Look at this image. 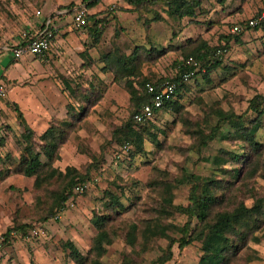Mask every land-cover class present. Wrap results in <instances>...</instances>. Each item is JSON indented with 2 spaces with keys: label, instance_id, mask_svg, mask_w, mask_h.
Listing matches in <instances>:
<instances>
[{
  "label": "rangeland",
  "instance_id": "1",
  "mask_svg": "<svg viewBox=\"0 0 264 264\" xmlns=\"http://www.w3.org/2000/svg\"><path fill=\"white\" fill-rule=\"evenodd\" d=\"M199 1L202 10L196 11L194 18L171 19L166 17L164 6L159 2L146 6L149 10H144L129 5L125 8L122 0H112L95 13L103 19V23L98 42L93 47L83 49L82 55L68 54L62 59L59 55L41 61L40 58L31 57L28 60V75L22 71V59L14 60L9 52L0 56V72L6 70L5 73L16 82L12 91L7 92L8 87L5 86V98L8 100L0 105V233L14 224L27 225L24 230L16 231V236L3 246L0 264H74L61 244L69 241L79 253L85 254L95 233L93 214L105 209L106 191L118 196L125 210L118 213L110 224L116 236L106 247L101 263L158 264L157 260L165 256V238H154L141 254L140 246L128 245L124 236L131 223L140 229L142 220L154 216L153 209L162 196L161 187L159 183L150 187L148 182H172L173 178L183 173L225 180L235 178L230 171L234 166L232 163L216 167L210 158L219 155L220 150L249 153L247 148H242L241 142L230 137L223 140L215 137L196 151L193 148L194 139L187 131L201 126L203 133H207L209 127L217 126L220 132H229L230 135L232 128L218 121L211 112L214 108L244 114V122L252 118V113L245 112L247 101L257 93H264V30L232 33L230 27L234 22L221 21L219 12L212 10L210 0ZM86 2L0 0V47L22 36H29L36 17L40 16L36 12L41 11L42 7L45 9L43 4L47 3L49 9L65 10L72 21V13L82 5L85 8ZM263 5L264 2L260 6ZM52 11L49 13L46 10L45 16L52 18ZM120 12H129L132 18L119 17L117 13ZM153 12L161 20L152 21L156 24L150 22L145 27L144 20L151 19ZM51 28L55 36L58 29L54 26ZM166 29L167 34L163 33ZM188 39L195 41L194 44L204 42L208 47L225 44L227 48L220 65L209 73V81L199 78L188 81L181 94L182 109L179 114L170 110L158 113L153 122L154 128H151L155 140L150 142L146 137L142 152L132 154L133 148H130L129 154L127 150L120 152L119 147L111 141V131L128 115V95L123 87L124 80H114L113 72L105 68L101 56L112 50H118V56H127L134 46L138 47L134 61L137 74L132 80L136 85L141 77L154 80L174 75L175 62L182 58V51L190 48L186 42ZM149 47L163 50V54L155 57L153 53L146 54L142 50ZM59 59L66 70L57 66ZM41 69L44 73H40ZM13 98L14 102L11 101ZM14 103L32 131L34 144L38 143V135L54 120L69 117L67 113L70 107L80 114L58 149L53 166L61 171L66 166H72L80 173L87 172L86 187L81 193L74 192L63 208L45 221L39 219L48 205L44 189L33 188L32 178L19 174L3 176L5 169L11 167L10 160L19 156L23 145V128L14 111ZM255 135L264 148L262 130H257ZM34 147L37 148L36 145ZM263 156L264 149L258 154L249 155V165H245L247 168L256 167L254 176L245 181L253 193L261 196H264ZM238 180L233 182L238 184ZM55 186L53 184L47 189H54ZM187 188L188 185L184 184L172 190L173 204L187 203ZM250 202L249 199L245 201L247 205ZM185 221L184 215L172 213L164 223L181 226ZM34 226L39 227L43 235L30 234V228ZM167 234L178 237L173 232L168 231ZM252 235L261 242L258 248H255L256 240L249 238L229 264H244L246 257L253 258L250 261L262 260L264 263V227ZM139 243L140 239L137 238ZM28 244L40 247V253L36 256L31 251L28 253ZM199 246V242H192L178 249L173 244L171 257L162 264H195L200 254Z\"/></svg>",
  "mask_w": 264,
  "mask_h": 264
},
{
  "label": "trees",
  "instance_id": "2",
  "mask_svg": "<svg viewBox=\"0 0 264 264\" xmlns=\"http://www.w3.org/2000/svg\"><path fill=\"white\" fill-rule=\"evenodd\" d=\"M87 1L85 3L86 8L95 5L99 0ZM122 1L134 9L142 8L144 10H149L146 9V6L159 2L164 6L166 17L171 19L194 18L196 11L200 12L202 10L199 0ZM242 1L240 0V2ZM262 8H264V5ZM74 13H72V16ZM83 17L85 19L83 26H86V20L91 17L85 13ZM159 20H161V17L153 12L152 18L144 20L143 23L147 27L150 22ZM96 26L97 21L91 25L94 34L90 33L93 37H96L95 34L98 31ZM257 29L264 30V28L259 27L249 30ZM186 42H188L190 48L186 52L182 51V58L175 62L176 72L174 75L159 77L154 80L141 77V79L136 81V85L133 84L132 80L137 74L134 61L139 51L138 47L134 46L131 53L127 56H118V50L109 51L101 56L105 68L113 72L114 80H124L123 87L128 95V115L122 123L111 131V141L119 147L120 152H122L123 147L127 148L128 154L130 148H133L132 154L142 152L146 137L150 139V142L155 140V133L151 131V128H154L153 122L157 113H154L152 119L144 120L140 123H136L133 120V114L138 111L139 107L150 101V95L145 92L143 87L145 82L150 81L153 84H157L163 79L178 82L175 101L165 106L162 112L170 110L179 114L182 109L180 104L181 94L187 87V83H179V77L181 73L194 69L190 63H186L187 58L191 57L202 69L194 72L192 79L195 81L199 78L207 82L209 81V73L220 65V59L224 54H216V49L227 48L225 44L208 47L201 41L195 43L196 45L194 44L195 41L190 39ZM142 50L146 54L153 53L155 57L163 54V50H157L154 47H149L146 50L142 48ZM79 110H82V108ZM14 111L23 128L21 134L23 145L20 148L19 156L14 160H10L11 167L5 169L3 176L19 174L32 178L33 188L37 190L44 189V193L47 194L48 205L44 207L45 214L40 216L39 219L45 221L47 218L52 217L57 210L63 208L64 203L72 197L73 188L76 184H83L88 180L87 172L80 173L72 166H66L61 171L53 166L54 161L58 157V149L66 140L68 133L72 131L74 123L79 120L80 114L78 111L74 112L70 107L67 113L69 117L54 120L38 135V143L34 144L32 131L26 125L21 112L17 107H14ZM248 111L253 116L247 122H244L242 118L244 114L237 115L232 111H222L219 108H214L211 111L218 121L232 128L230 135L229 132H220L217 126L209 127L207 133H203L201 126L187 131L194 139L193 148L196 151L206 146L207 142L215 137L220 140L230 137L241 142L242 148H247L249 153L220 150L219 155H214L210 158V162L216 167H221L226 163H232L234 166L239 165L230 169L234 173L235 178L225 180L183 173L179 177L173 178L172 182H167L166 180L148 182L150 187H154L156 183H159L162 196L160 195L159 202L153 209L154 216L151 219L142 220L140 229L133 223L128 226V231L124 234L125 242L128 245L140 246L139 249L142 254L147 250V245L154 238H165L167 240L165 256L157 260L158 264H162L171 257L173 244L176 245V248L181 249L192 242H199L200 254L195 264H229L230 261L236 258L237 253L243 248L249 238L256 240V237L252 234L264 227V196L253 193L254 191L246 184L245 180L254 176L256 167L249 166L247 168L245 165H249V155L258 154L264 149L263 143L258 141L255 135L257 130L261 129L264 138V93H257L247 101L245 112ZM34 145L37 146L36 149ZM262 164H264V156L262 157ZM236 177L239 178L238 184H235V181L233 182V180L238 179ZM53 184L56 185L54 189H47ZM184 184L188 185L187 203L185 205L173 204L172 190ZM104 194L107 197L103 205L105 209L99 214H93L92 224L95 233L85 254L79 253L69 241H64L61 244L62 248L68 251L67 256L74 264H102L100 259L105 254L106 247L111 244L116 236L110 224L118 213L125 210V207L115 194L108 191ZM247 199L251 201L248 205L245 203ZM172 213L184 215L186 221L181 226L164 223V220L171 216ZM192 221H194L193 225ZM26 227L27 225L25 224H14L6 229L3 234H7L9 231L16 233V231L24 230ZM168 231L176 233L178 237H171L167 234ZM137 238L140 239L139 244H137ZM252 259L251 257H246L244 264Z\"/></svg>",
  "mask_w": 264,
  "mask_h": 264
},
{
  "label": "crops",
  "instance_id": "3",
  "mask_svg": "<svg viewBox=\"0 0 264 264\" xmlns=\"http://www.w3.org/2000/svg\"><path fill=\"white\" fill-rule=\"evenodd\" d=\"M111 2L112 0H99L95 5L87 7V8L85 7V14H88V16L91 18L86 20L87 25L85 27L82 26L83 29L81 30H80V27L73 26L72 21H70V17L67 14H65V10L49 9L50 6L47 3L43 4L45 9L42 7V10L38 11V15L40 14V16L36 17L35 23H33L34 27L29 32V36H22L16 39L14 42L9 43L7 46H1L0 56H2L4 52L11 53V49L14 48L15 46L22 44L23 42L27 41L28 39L34 36H37L45 26L47 27L54 26L58 29V32L57 34H55L54 38L52 39L48 49L40 56H31L29 54H24L18 59H14L16 61H19V59H22V65H21L22 71H24L27 75L30 72V65L28 64V60L31 57L40 58V61H41L42 59L48 60L51 57H53V55L54 56L59 55V57L61 56V59H62V58H65L68 54H72V55L73 54L75 55L77 53L81 54L83 49L85 50L87 48V50H89L90 49L89 47H93V45H95L98 42V39H99L98 36L101 33V29H102L101 25L103 23V19L98 18L95 15V13L99 11L100 8H102L103 4H109ZM209 2H211L210 6L212 7V10L215 12H219L218 13L219 19L221 21L226 22V20H229L230 22L237 23V22L244 21L245 18L255 14L258 10H260L263 7L260 5L261 3L264 2V0H243V2H240V0H210ZM125 8H128L127 5L125 6ZM43 9L45 11H43ZM46 10L47 12L49 11L51 12L53 10L52 12L54 13L53 14L54 16L52 18L50 17V15L45 16L44 12L46 13ZM117 14H120L119 17L132 18V14H130L129 12H126V13L120 12ZM95 21H97L96 27L98 28V31L95 34L96 37H93L91 36V33L94 34V31L91 28V25ZM154 22H158V21H154ZM167 31L168 29H166L163 33L166 32L167 34ZM58 62L59 64H57V66L59 65L60 66L59 68L61 70H66V68L62 67L64 65L63 63H61L60 59L58 60ZM5 71L6 70L4 69L3 71L1 70L0 78L3 80L4 85L8 87L6 91L9 92L15 89L16 82H15V79L10 78V76L6 74ZM40 73H44V71L41 69ZM19 76H22V75H19ZM11 85L12 87L10 88ZM6 100L8 99L5 98L2 101H0V105H3ZM11 101L14 102V98ZM14 105L16 107L15 103ZM8 243L9 242L7 241V244ZM259 243L261 242L256 240L255 248H258ZM38 248L40 247H36L34 245L28 244V253L29 251H31L33 252V256H36L37 254L40 253L39 252L40 249ZM24 249L26 250L27 247H25ZM249 264H264V263L262 260H253V261H250Z\"/></svg>",
  "mask_w": 264,
  "mask_h": 264
},
{
  "label": "built area",
  "instance_id": "4",
  "mask_svg": "<svg viewBox=\"0 0 264 264\" xmlns=\"http://www.w3.org/2000/svg\"><path fill=\"white\" fill-rule=\"evenodd\" d=\"M85 13L84 5L75 11L72 16V23L75 27H82L85 24V19L83 14ZM38 14V12H36ZM264 28V8L258 10L255 14L245 18L244 21L233 24L230 27V32L241 33L245 30L252 28ZM54 36V29L45 26L42 31L27 41L19 44L11 49V55L13 59H18L24 54H29L31 56L42 55L49 47L50 42ZM225 49H216V54H222ZM186 63H190L194 69L183 72L180 74L179 83H188L190 79L193 78L194 72L202 70L198 63L194 61L191 57H188ZM178 82L170 79H163L157 84H153L150 81L144 83L143 87L145 92L150 95L149 103L142 104L138 111L133 114V120L136 123H140L144 120H150L153 118L154 113L162 112L163 108L176 99ZM5 85L3 80L0 78V101L5 99ZM127 148L123 147V151ZM86 187V184L78 183L74 186L73 192L81 193ZM30 234L32 235H43L42 230L39 227H31ZM16 236L14 231H9L7 234L0 233V253L2 251L5 243Z\"/></svg>",
  "mask_w": 264,
  "mask_h": 264
}]
</instances>
